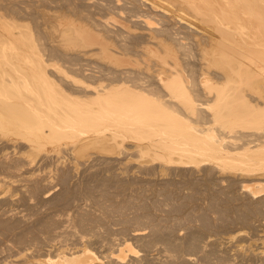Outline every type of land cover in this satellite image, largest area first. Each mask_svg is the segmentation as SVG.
Returning <instances> with one entry per match:
<instances>
[{
    "label": "rangeland",
    "instance_id": "374dc122",
    "mask_svg": "<svg viewBox=\"0 0 264 264\" xmlns=\"http://www.w3.org/2000/svg\"><path fill=\"white\" fill-rule=\"evenodd\" d=\"M149 2L0 0V82L5 80L0 89L26 99L54 93L53 105L77 111L78 127L89 133L79 142L65 135L28 145L29 133L2 129L0 264H38L48 253L83 247L100 264H264V176L252 179L237 166L221 164L225 154L244 157V151L264 142L259 136L264 132V81L221 73L229 58L205 42L196 26L205 23L180 9L168 18ZM168 2L162 3L169 7ZM113 18L129 20V29L112 22L106 27L104 21ZM83 23L109 30L130 63L119 68L115 57L84 51L81 35L68 29ZM149 30L167 36L169 45L162 41L143 49ZM18 51L22 55H14ZM159 58L184 70L173 77L158 72ZM238 97L251 103L241 105ZM107 111L120 116L109 121L114 123L110 131L117 127L120 135L94 137V118ZM157 139L177 144L178 152L154 146ZM247 183H259L255 189L261 190L255 195ZM125 243L130 249L121 254L118 248Z\"/></svg>",
    "mask_w": 264,
    "mask_h": 264
},
{
    "label": "bare ground",
    "instance_id": "6f19581e",
    "mask_svg": "<svg viewBox=\"0 0 264 264\" xmlns=\"http://www.w3.org/2000/svg\"><path fill=\"white\" fill-rule=\"evenodd\" d=\"M140 1V0H139ZM150 2L148 3L149 6L153 9V10H162L164 12V16L165 14L169 13V17L173 16L176 14V12L174 13L173 11H177L179 12L180 10L185 11L186 13H188L189 15L192 16V18L194 20H197L198 22L201 23H205L206 25L203 27H200L198 25L197 26L198 29L202 30V34L201 36H204V40L206 39L205 42L208 43V45H212L217 47V52L220 53L222 56H226L227 59V64L222 66V70L221 73L228 75V76H237L240 77L241 75L244 77H250L252 78L253 82H261L264 81V0H176L175 2H168V0H164L165 2H168L169 7L164 6V4L162 3L163 0H161L162 2H160L159 0H149ZM131 2V1H130ZM143 2V1H141ZM138 3V2H136ZM135 3V4H136ZM142 4V3H141ZM147 4V3H146ZM138 5V4H137ZM149 7V9H150ZM122 8V7H121ZM144 9V8H143ZM142 9V10H143ZM145 10V9H144ZM145 12V11H144ZM143 12V13H144ZM154 12V11H153ZM135 13V12H134ZM148 13V12H147ZM151 13V12H150ZM156 13V12H155ZM159 13V12H158ZM174 13V14H173ZM180 13V12H179ZM185 13V14H186ZM131 14V13H130ZM141 15V13H139ZM163 14V13H161ZM183 14V13H182ZM146 15V14H144ZM148 15V14H147ZM146 15V16H147ZM133 16V15H132ZM143 16V15H142ZM180 19H182L183 15H179ZM140 17V16H138ZM144 17V16H143ZM148 17V16H147ZM153 17V16H152ZM178 17V16H177ZM175 17V18H177ZM185 17V16H184ZM1 18V17H0ZM49 18V16H48ZM141 18V17H140ZM150 18V17H149ZM154 18V17H153ZM47 18H45L46 20ZM50 19V18H49ZM48 19V20H49ZM52 19V18H51ZM151 19V18H150ZM159 19V17H158ZM166 19V18H164ZM170 19V20H171ZM185 20L187 18H184ZM46 20V22L48 21ZM138 20V18H137ZM175 20V19H174ZM184 20V21H185ZM188 20V19H187ZM50 21V20H49ZM53 21H55L53 19ZM52 21V22H53ZM128 21L124 18H113V20H105L104 21V25L107 27H109V23L112 22L114 23V25H117L121 28V30H125V29H129V25H128ZM143 21V20H142ZM164 21V20H162ZM167 21V20H166ZM190 20H188L189 22ZM60 20L58 21L59 24ZM63 22V21H62ZM175 22H180V21H175ZM0 23H2V21L0 20ZM51 23V21H50ZM54 23V22H53ZM53 23L51 25H53ZM163 23V22H162ZM166 23V22H165ZM169 23V22H168ZM181 23V22H180ZM179 23V24H180ZM184 24V22H182ZM5 24V23H3ZM2 24V25H3ZM47 24V23H46ZM55 24V23H54ZM189 24L192 25V22ZM1 25V24H0ZM6 25V24H5ZM49 25V24H48ZM131 25V24H130ZM174 25V22H173ZM176 25V24H175ZM182 25V24H181ZM186 25V24H185ZM8 26V25H7ZM59 26V25H58ZM142 26V25H141ZM168 26V25H167ZM166 26V27H167ZM170 26V25H169ZM172 26V25H171ZM170 26V27H171ZM10 27V26H9ZM113 27V26H112ZM111 27V28H112ZM180 26L178 25V28ZM189 27V26H188ZM61 30L64 31V29L66 27H61ZM115 28V27H114ZM138 28V27H137ZM143 28V27H142ZM176 27H174L175 29ZM182 28V27H181ZM180 28V30H181ZM191 28V27H190ZM194 28V27H193ZM10 29V28H8ZM7 29V30H8ZM68 29L72 30L74 33L80 34L81 35V39L83 42V47H85L84 51H87L90 54H95L97 52L104 54L106 57H115L117 63L116 66H118L119 68L122 67L124 68L125 66H127L130 63L129 60V54L126 55L127 53L123 52H119L117 51V47H115V44H113V36H111L109 30L106 31L105 33L103 32L104 29H96L94 28V26L92 25H88V24H80L79 26H77L76 28H71L68 27ZM135 29V28H134ZM139 29L140 26H139ZM145 29H150L145 28ZM173 31V28H171ZM188 29V28H187ZM186 29V30H187ZM66 30V29H65ZM132 30V29H131ZM170 30V28H169ZM184 30V29H183ZM192 30V29H189ZM195 30V29H194ZM197 30V29H196ZM195 30V31H196ZM11 33L12 31L9 30ZM15 31V30H14ZM61 31V32H62ZM119 31V29H118ZM154 31V30H153ZM152 30L148 31V43L146 45H144L142 48L146 49L148 46L151 47L152 45H155L156 43H161L163 45L168 46L169 43L167 42V36L163 37L164 35L162 34H155ZM193 31V34H195ZM8 32V31H6ZM66 32V31H65ZM79 32V33H78ZM113 32V31H112ZM115 32H117V30L115 29ZM122 32V31H121ZM174 32V31H173ZM187 32L186 34H188L189 31H185ZM184 32V33H185ZM191 32V31H190ZM198 32V31H196ZM9 33V32H8ZM11 33L9 35H11ZM14 33V32H13ZM12 33V34H13ZM63 33V32H62ZM141 33V32H140ZM177 33V32H175ZM180 33V32H178ZM199 33V32H198ZM4 34V33H3ZM2 34V35H3ZM125 34V33H124ZM145 34V33H143ZM174 34V33H173ZM200 34V33H199ZM64 35V33H63ZM67 35V33L65 34ZM64 37H67L65 36ZM70 35V34H69ZM75 35V34H73ZM79 35V37H80ZM118 35V34H117ZM121 35V34H119ZM123 35V34H122ZM140 35V34H139ZM171 35V34H170ZM178 35V34H177ZM182 35V34H181ZM184 35V34H183ZM182 35V36H183ZM125 36V35H124ZM174 36V35H173ZM176 36V35H175ZM180 36V35H179ZM179 36H177L179 38ZM187 36V35H186ZM8 37V36H7ZM72 37H76V36H72ZM70 37V38H72ZM126 37V36H125ZM142 37V36H140ZM146 37V36H145ZM185 37V36H184ZM189 37V36H187ZM199 37V35H198ZM197 37V38H198ZM3 38V37H2ZM13 38V37H12ZM11 38V39H12ZM74 38H72L74 40ZM5 39V38H4ZM59 39V38H58ZM71 39V40H72ZM143 39V38H142ZM173 39V38H172ZM176 39V38H175ZM195 39V38H194ZM7 40V38H6ZM61 39H59L60 41ZM67 40V39H65ZM117 39H115V42L117 44ZM121 40V39H120ZM119 40V41H120ZM125 40V38H124ZM181 40V39H180ZM185 40V39H184ZM10 41V40H9ZM69 41V40H68ZM76 41V40H74ZM144 41V40H143ZM179 42V40H177ZM182 41V40H181ZM180 41V42H181ZM123 42V41H122ZM185 42V41H184ZM197 42H199V40H197ZM11 43V42H10ZM139 43V42H138ZM137 43V44H138ZM202 43L201 41L199 42V44ZM123 44V43H122ZM125 44V43H124ZM144 44V43H143ZM198 44V45H199ZM118 45V44H117ZM120 45V44H119ZM205 45V44H203ZM10 47V46H9ZM120 47V46H119ZM13 48V47H12ZM122 48V47H121ZM124 48V47H123ZM89 50V51H88ZM123 50V49H122ZM25 51V50H24ZM80 51V50H79ZM78 51V52H79ZM132 51V50H131ZM142 51V50H141ZM2 52V51H1ZM4 52V51H3ZM6 52V51H5ZM85 52V53H87ZM133 52V51H132ZM15 52H12V54H14ZM21 53H24L23 50ZM21 53H15L14 55H22ZM30 53V52H29ZM129 53V52H128ZM7 54V53H6ZM25 55L27 53H24ZM17 55V56H18ZM89 56V55H88ZM87 56V57H88ZM112 58V59H113ZM161 60V63H158L156 65V70H158V72H166L168 71L171 76L173 77V75H178L180 74L181 71H183L184 69H180L177 66V62H173L172 64L170 62H168V60L163 59V58H159ZM112 62V61H111ZM124 66V67H123ZM29 69H31L30 67H28ZM97 68V67H96ZM114 68V67H113ZM121 68V69H122ZM150 64L148 63L146 66L147 70H150ZM107 69V68H106ZM105 69V70H106ZM116 69V68H115ZM114 69V70H115ZM208 68L206 69H202V71L205 73ZM26 70V69H25ZM36 70V69H35ZM34 70V71H35ZM22 71H24V67L22 68ZM95 71V70H93ZM100 71V70H99ZM122 71V70H121ZM33 72V71H32ZM104 72V71H103ZM107 72V71H106ZM113 72V71H112ZM124 72V70L122 71ZM35 73V72H34ZM92 73V72H91ZM96 73V72H95ZM94 73V74H95ZM98 73V72H97ZM129 73V72H128ZM102 74V73H101ZM99 75V74H98ZM121 75V74H120ZM174 76V77H175ZM182 76V75H181ZM224 76V75H223ZM109 77V76H108ZM122 77V75H121ZM225 77V76H224ZM236 77V78H237ZM178 78V77H177ZM242 78V77H241ZM240 78V79H241ZM121 79V78H119ZM124 79V78H123ZM160 79L162 81L165 80V77H160ZM244 80V78H243ZM242 80V81H243ZM183 81V80H182ZM1 85H4L5 80L2 82H0ZM14 83L16 84V81H14ZM240 83V82H239ZM242 83V82H241ZM182 84V83H180ZM80 85V84H79ZM181 86V85H180ZM184 88V87H183ZM95 91V90H94ZM31 92H29L28 95H30ZM36 93V92H35ZM48 93V92H47ZM46 93V94H47ZM51 93V92H50ZM39 95H30L29 98H24V97H15L12 96L8 91H4L2 89H0V132L2 131V129L4 128H9L10 129H14L17 130L19 132V134L22 133H29L28 134H24L29 136L28 138H26L25 142H29L28 145L32 144L33 140H35L36 142H40V141H45L47 139H56L60 136H67V135H75L74 137L77 139L76 141H78L79 139H81L82 137L84 138L85 135H88L85 133L84 129L81 131V129L78 127V121H79V115L77 113V111H73V109L71 108H67V106H54L53 103H56L57 100V95L53 94H49L46 96L45 94H40ZM71 94V93H70ZM102 95V94H101ZM105 95V94H104ZM65 95H63L64 97ZM100 96V95H99ZM59 98V97H58ZM61 98V97H60ZM59 98V99H60ZM171 98V97H170ZM240 102L239 104L243 105L244 102L246 103H251L250 101L245 100V98L243 99V97H238ZM58 99V100H59ZM167 99V98H166ZM115 100V99H114ZM176 100V99H174ZM61 101V100H59ZM121 100H117V102ZM127 101V100H126ZM168 101V100H167ZM113 102V101H112ZM243 102V103H242ZM60 103V102H59ZM123 103V102H121ZM129 103V102H128ZM127 103V104H128ZM131 103V101H130ZM135 103V102H134ZM132 103V106L133 104ZM236 103V102H235ZM245 103V104H246ZM116 104V103H115ZM126 104V103H125ZM141 104V103H139ZM147 104V103H146ZM111 105V103H110ZM119 105V104H118ZM129 105V104H128ZM145 105V104H144ZM121 106V104H120ZM124 106V105H123ZM126 106V105H125ZM135 106V105H134ZM146 106V105H145ZM93 107V106H92ZM105 107V105H104ZM108 107V106H107ZM111 107H114L113 105H111ZM142 107V106H141ZM97 108V107H96ZM100 108V107H99ZM130 108V107H129ZM133 108V107H132ZM102 109V108H101ZM111 109V108H109ZM116 109V108H114ZM86 110V109H85ZM90 110V109H89ZM99 110V109H98ZM97 110V111H98ZM103 110V109H102ZM117 110V109H116ZM121 110V109H120ZM123 110V109H122ZM135 111V108L133 109ZM81 111V110H80ZM104 112V111H103ZM100 115V117H98L99 119L97 120V117L94 118L93 122V129L91 130V132L96 135L94 137H99L100 135L105 136V133L107 135H111V136H116V135H120V133H118V129L116 126V128H114L115 130L111 128H109L114 124H110V120H114L115 118H119V115L116 114H112V111L109 112L107 111L106 114ZM123 112V111H122ZM136 112V111H135ZM148 112V110H147ZM83 113V112H82ZM100 113V112H99ZM105 113V112H104ZM124 113V112H123ZM140 113V112H138ZM146 113V112H145ZM89 114V113H88ZM97 114V113H96ZM141 114H144L141 112ZM92 115V114H90ZM125 115L129 116V113H125ZM140 117V116H139ZM147 117V116H146ZM145 117V118H146ZM135 118V117H134ZM141 118V117H140ZM256 118V117H255ZM82 119V117H81ZM86 119V118H84ZM92 119V118H90ZM130 119V118H129ZM138 119V118H137ZM88 120V119H87ZM144 120V119H143ZM135 121V120H133ZM88 123L90 122V120L87 121ZM86 122V124H87ZM125 122V121H124ZM127 122V121H126ZM152 122V121H151ZM119 123V122H118ZM132 123V122H131ZM91 124L89 126H91ZM121 124V123H120ZM125 124V123H124ZM129 124V123H127ZM135 124V123H133ZM148 124V123H147ZM152 125V123H149ZM117 125V124H116ZM138 125V124H137ZM155 125V124H154ZM152 125V126H154ZM114 126V125H113ZM119 126V125H118ZM123 126V125H122ZM125 126V125H124ZM142 126V125H141ZM243 126V125H242ZM135 127V126H134ZM133 127V128H134ZM140 127V125H139ZM149 127V126H148ZM246 127V126H245ZM113 128V127H112ZM132 128V127H130ZM136 128V127H135ZM141 128V127H140ZM152 128V127H149ZM154 128V127H153ZM241 128V127H240ZM260 128V127H259ZM258 128V129H259ZM248 129V128H247ZM6 130V131H9ZM130 130V129H129ZM134 130V129H133ZM144 130V129H143ZM155 130V129H153ZM241 130V129H240ZM243 130V129H242ZM257 130V129H256ZM262 130V128H261ZM11 131V130H10ZM107 131V132H106ZM131 131V130H130ZM121 132V131H120ZM124 132V130H123ZM149 132L151 133V131L149 130ZM153 132V131H152ZM155 132V131H154ZM165 132V131H164ZM167 132V131H166ZM236 132V131H233ZM258 132V131H257ZM163 133V132H161ZM214 133V132H213ZM240 133V132H239ZM255 133V132H254ZM160 134V133H159ZM215 134V133H214ZM237 134V133H236ZM243 134V133H242ZM106 135V136H107ZM147 135V134H146ZM156 135V133H155ZM163 135V134H162ZM165 135V134H164ZM172 135V134H170ZM174 135V134H173ZM105 136V137H106ZM151 136V135H150ZM157 136V135H156ZM161 136V135H160ZM180 136V135H177ZM197 136V134H196ZM259 136L261 138H264V132H260ZM21 137V136H20ZM91 137V136H90ZM104 137V138H105ZM149 137V136H148ZM164 137V136H163ZM166 137V136H165ZM172 137V136H171ZM200 137V136H198ZM255 137V136H254ZM23 138V137H22ZM74 138V139H75ZM161 138V137H160ZM168 138V137H167ZM173 138V137H172ZM179 138V137H178ZM182 138V137H181ZM202 138V137H200ZM205 138V137H204ZM242 138V137H241ZM251 138V137H250ZM25 139V137H24ZM86 139V137L84 138ZM93 139V138H92ZM103 139V138H102ZM150 139V138H149ZM164 139V138H163ZM171 139V138H170ZM185 139V138H184ZM191 139V138H190ZM193 139V138H192ZM197 139V138H196ZM194 139V140H196ZM209 139V138H207ZM82 140V139H81ZM79 140V141H81ZM169 140V139H166ZM179 140V139H178ZM182 140V139H180ZM200 140V139H199ZM204 140V139H203ZM202 140V141H203ZM212 140V139H211ZM235 140V139H234ZM259 140V139H258ZM10 141V140H9ZM12 141V139H11ZM78 141V142H79ZM184 141V140H182ZM186 141V140H185ZM192 141V140H190ZM206 141V138H205ZM208 141V140H207ZM206 141V144H208ZM224 142V140H222ZM179 142V141H178ZM199 142V141H197ZM210 142V141H209ZM237 142V141H236ZM15 143V142H14ZM13 143V144H14ZM83 143V142H82ZM151 146L153 145V143L151 141L148 142ZM181 143V142H180ZM184 144V142H182ZM202 143V142H200ZM214 143V142H212ZM231 143V142H230ZM239 143V142H238ZM246 143V142H245ZM258 143V142H257ZM193 144V143H192ZM196 144V143H195ZM205 144V146H206ZM224 144V143H223ZM139 145V144H138ZM142 145V144H141ZM157 145L162 149H165L167 151V153H172V152H178L176 151L177 149L179 150L180 146H176L174 143L172 144V142L168 143L165 141H162L160 139H157L154 141V146ZM179 145V144H178ZM185 145V144H184ZM201 145V144H198ZM209 145H212L209 143ZM222 145V144H221ZM226 145V144H225ZM144 146V145H143ZM146 146V145H145ZM186 146V145H185ZM203 146V145H202ZM202 146L200 148H202ZM215 146V144H214ZM252 146V144H251ZM195 147V146H194ZM198 147V146H197ZM207 147V146H206ZM205 147V148H206ZM217 147V145H216ZM215 147V148H216ZM219 147V146H218ZM217 147V148H218ZM245 147V146H244ZM247 147V146H246ZM208 148V147H207ZM234 148V147H233ZM243 148V147H241ZM248 148V147H247ZM189 149L191 150V148L189 147ZM194 149V148H193ZM231 149V148H230ZM184 150V149H183ZM186 150V149H185ZM206 150V149H204ZM208 150V149H207ZM215 150V149H214ZM194 150H192L193 152ZM198 151V150H197ZM201 151V150H199ZM222 151V150H221ZM6 152V151H5ZM4 152V153H5ZM182 152V150H181ZM185 152V151H184ZM187 152V151H186ZM190 152V151H189ZM188 152V153H189ZM203 152V151H202ZM213 152V151H211ZM216 152V151H215ZM233 152V151H232ZM200 153L201 152H197ZM207 153V152H206ZM210 153V152H209ZM231 153V152H230ZM242 153V152H241ZM179 154V153H178ZM177 154V155H178ZM182 154V153H180ZM184 154V153H183ZM192 154V153H191ZM203 154V153H202ZM205 154V153H204ZM213 154V153H212ZM235 154V153H234ZM237 154V153H236ZM243 154L245 155L243 156H234L232 153L231 154H225L223 157L224 159L222 160L221 164L222 165H228L231 166L232 165L235 167L237 166L238 169L241 170L240 174L242 173L244 176H248L251 177L252 179H260V176H264V142L261 141V143H258L256 145V148L252 149L251 151H244ZM172 155V154H171ZM170 155V158H171ZM176 155V154H175ZM216 155V154H215ZM241 155V154H240ZM186 156V155H185ZM190 155H188L189 157ZM194 156V155H192ZM197 156V155H196ZM204 156V155H203ZM213 156V155H212ZM220 156V155H219ZM173 157V155H172ZM197 157H201V156H197ZM208 157V156H206ZM210 157V156H209ZM217 157V156H216ZM221 157V156H220ZM180 157H178L179 160ZM186 158V157H184ZM195 158V157H194ZM212 158V157H211ZM174 159V157L172 158ZM175 159L176 156H175ZM183 159V157H182ZM187 159V158H186ZM204 159V158H203ZM202 159V160H203ZM206 159V158H205ZM209 159V158H208ZM171 160V159H169ZM244 162V164H239L238 161ZM174 161V160H173ZM188 161V160H187ZM171 162V161H170ZM177 162V161H176ZM186 162V160H185ZM206 162V161H205ZM220 162V161H219ZM173 163V162H172ZM210 163V162H208ZM214 163V161L212 162ZM177 164V163H175ZM183 164V163H182ZM185 164V163H184ZM211 164V163H210ZM218 164V163H216ZM219 166V165H218ZM221 166V165H220ZM227 167V166H226ZM222 168V167H221ZM235 168V169H237ZM233 169V168H232ZM238 171V170H236ZM234 172V171H233ZM235 173V172H234ZM237 173V172H236ZM239 173V172H238ZM232 174V173H231ZM239 174V175H240ZM236 175V174H235ZM233 176V175H232ZM238 178V177H237ZM241 178V177H240ZM247 178V177H246ZM246 178H243L244 180ZM251 179V181H253ZM254 179V180H255ZM262 179V178H261ZM243 180V181H244ZM264 180V179H262ZM239 181V180H238ZM247 181V180H246ZM250 181V180H249ZM250 181V182H251ZM248 182V181H247ZM259 182V181H258ZM261 182V181H260ZM243 183V182H242ZM245 184V183H244ZM248 184V183H247ZM246 184V185H247ZM261 185H264L262 183H260ZM259 183L255 184L258 186H261ZM245 185V187H246ZM250 186V188L252 189V191L254 192V194L260 190H256V186L253 185V183L248 184ZM247 185V186H248ZM262 188H264V186H261ZM257 194V193H256ZM255 194V195H256ZM254 196V195H253ZM129 248V244L125 243L122 246H120L118 248L119 252L122 254L123 252H125V249L128 250L127 248ZM130 251V250H129ZM133 251V250H132ZM119 253V254H120ZM119 254L117 255V257H120L121 259H123L124 257L122 255L119 256ZM101 257V256H100ZM41 260H37L38 264H100L101 260L100 258L89 248L87 247H83L79 250L76 251H72V252H64V251H60L57 252L53 255L51 254H47L45 258H40ZM119 259V258H118Z\"/></svg>",
    "mask_w": 264,
    "mask_h": 264
}]
</instances>
